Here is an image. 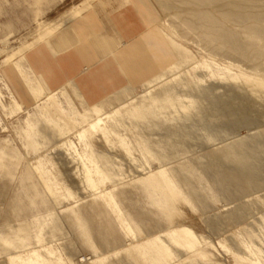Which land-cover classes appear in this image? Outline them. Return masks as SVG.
Here are the masks:
<instances>
[{
    "label": "rangeland",
    "instance_id": "374dc122",
    "mask_svg": "<svg viewBox=\"0 0 264 264\" xmlns=\"http://www.w3.org/2000/svg\"><path fill=\"white\" fill-rule=\"evenodd\" d=\"M28 1L35 4L17 11L18 0H0V73L6 55L32 42L45 25L69 20L64 14L83 0H56L51 7L44 0ZM151 2L159 27L186 62L157 82L81 108L58 92L11 115L14 103H21L0 77V264H89L96 255L115 251L120 253L107 264H136L135 249L150 250L164 264H187L199 255L205 258L200 264H264V155L257 152L264 149V92L252 94L244 84L245 79L264 83V59L253 68L206 51L167 24L169 16L195 12L196 6ZM16 11L27 17L22 24ZM55 102L70 110L61 109L69 122L55 112ZM94 108L105 116L118 111L123 126L120 132L108 129L106 139L86 136L81 143L76 133L96 117ZM136 108L147 117L133 119ZM241 142L255 157L257 178L226 188L231 167L225 151ZM85 171L97 190L85 184ZM181 226L196 234L194 245L178 250L182 258L145 243L127 247L156 236L173 246L165 234ZM237 235L254 254L240 246Z\"/></svg>",
    "mask_w": 264,
    "mask_h": 264
},
{
    "label": "crops",
    "instance_id": "0c3cea01",
    "mask_svg": "<svg viewBox=\"0 0 264 264\" xmlns=\"http://www.w3.org/2000/svg\"><path fill=\"white\" fill-rule=\"evenodd\" d=\"M44 1L50 7L56 4V0ZM23 4L35 3L18 0L16 10L19 11ZM151 5V0H94L88 9L3 64L1 80L8 84L11 97L22 105L14 103L10 114H18L22 108L31 109L39 97L58 92L64 93L77 108L97 105L126 88L140 90L182 68L186 63L182 52L159 27L158 16ZM34 10L37 11V7ZM22 14L16 18L20 24L27 19ZM61 109L70 111L55 102V112L69 122V117ZM94 109L96 117L87 124L105 116L97 108ZM138 109L141 112L139 115L136 113ZM115 113L123 123L121 114L118 111ZM130 116L145 119L147 114L143 109L136 108ZM244 144L241 142L225 151L231 167L223 184L226 188L236 181L246 185L255 183V157L244 151ZM0 154L3 158V153ZM104 197L107 199L109 196L105 194ZM161 237L128 243L127 247ZM92 245V251H95L97 247ZM118 253L120 251L109 256L100 254L91 259H108ZM178 255L183 257L180 253Z\"/></svg>",
    "mask_w": 264,
    "mask_h": 264
},
{
    "label": "bare ground",
    "instance_id": "6f19581e",
    "mask_svg": "<svg viewBox=\"0 0 264 264\" xmlns=\"http://www.w3.org/2000/svg\"><path fill=\"white\" fill-rule=\"evenodd\" d=\"M93 1L94 0H83L80 4L76 5L73 9H70V11H68V13L67 14L65 13L64 15L69 17V19L74 18L75 16L80 14L82 11H85L86 9H88L91 6V3ZM181 1L184 2L182 4L185 5L186 7L187 6H196L198 9L195 12L188 11V12L183 13V14H173V15L169 16L168 18H171V22L169 21L170 25H169V22L167 24H168V28L170 26L172 33L174 32L176 34H180L181 37L184 39L195 40L194 42H197L201 47H203L206 51H209L210 53L220 54V55L225 56V57H234L235 59H238L240 61H244L247 63L250 62V63H252L251 65L253 66V68L255 66H257L259 63H261V61L264 59V0H252V1H245V0H181ZM64 15H63V18L65 17ZM166 22H167V20H166ZM63 23H64V21L62 19H58L54 23H49V24L45 25L39 31L37 38H35L32 42H28V43L22 45L21 47L15 48V50H14L15 52L6 55L5 58L3 59L2 63L3 64L8 63L16 55L22 53L24 50L31 47L34 43H37V41L42 40L45 37L49 36L54 30H56ZM0 56H2L1 52H0ZM250 63H248V64H250ZM244 84L249 88V91L252 94L264 92V83L262 81L245 79ZM208 87H207V89H208ZM207 93H209V92L207 91ZM202 94H203V92H202ZM209 96H211V95H209ZM179 107H178V109H180ZM181 107H182L181 110H183V113L185 112L184 115L185 114H186V116L190 115L189 113H191V112L188 113L186 106H181ZM208 108H209V106H208ZM176 109H177V107H176ZM217 109H219V108H217ZM136 113H137V115H139L141 112L138 109ZM175 114H177V112ZM176 117L178 118V116H176ZM179 117H181V116H179ZM219 119H222V118H219ZM210 124H212V123H210ZM122 126H123L122 123L116 117L115 113H113L112 115L97 118L94 122L87 124L86 130L81 131V132H77L75 138L81 143L87 142L86 136H88V137L95 136L97 138H98V136H100L102 139H106V136H107L106 133L109 130L115 129L118 132H120V129ZM112 135L114 136V134H112ZM117 135L119 136V134H117ZM251 142H253V140H251ZM125 145H126V143H125ZM107 147H109V146H107ZM126 149L129 152V149L128 148H126ZM104 150H105V146H104ZM107 152H105V153L107 154ZM124 152L127 153L126 151H124ZM257 152L260 153L261 155H264V149L263 148H258ZM104 156H106L108 158V160L111 159L110 161L113 160L112 159L113 155L111 156L110 154L109 155L107 154ZM95 161H96V163H98L97 160H95ZM115 161H113V163ZM139 161H140V159H139ZM164 161L166 162V160H164ZM117 164H118V161H117ZM120 164H122V163H120ZM114 165H115V163H114ZM140 167H142V165ZM104 169L105 168H103V170ZM104 172L107 175V172L105 170H104ZM83 174H84V178H85L84 181H85V184L87 185V187L90 188L91 190H97L93 181L90 179V173L88 171H85V172H83ZM242 205L244 206V204H242ZM243 206H241V207H243ZM238 210L239 209H237V211ZM241 210H243V208ZM244 210H246V209H244ZM242 212L244 213V211H242ZM234 214L235 213L233 212V214H231V215H234ZM239 215L242 216V213ZM165 236H167L171 240V242L173 243V246L172 245H166L164 242H162L160 240V238L155 239V240L150 241V242H145L146 246L147 247H153L154 246L155 249H158V251H161V253H163V254H165L168 257H171L173 259L179 258V255H178L179 252L177 250L183 249V245H185V246L194 245L195 241H193V239H196V234L194 233V231L187 226H185V227L181 226V228L172 229L171 231L167 232V234H165ZM238 236L239 235H237L236 238ZM237 240H238L240 246L245 251L250 252V254L253 253L250 246H248V244L244 241V239L237 238ZM225 248L226 247L223 246V249H225ZM225 252H227V251H225ZM227 253H229V252H227ZM134 259H135L136 264H164L150 250L142 251L140 249H135L134 250ZM203 259H205L204 256L199 255L192 260H188L187 264H200L199 260L201 261ZM106 260H107L106 257H104L101 259L100 258L99 259H93V260L89 259L88 262H89V264H105ZM208 263H210V262H207L204 264H208ZM86 264H87V262H86Z\"/></svg>",
    "mask_w": 264,
    "mask_h": 264
}]
</instances>
